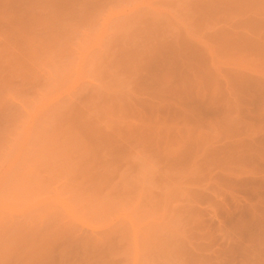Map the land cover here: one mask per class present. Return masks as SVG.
<instances>
[{"label": "rangeland", "instance_id": "1", "mask_svg": "<svg viewBox=\"0 0 264 264\" xmlns=\"http://www.w3.org/2000/svg\"><path fill=\"white\" fill-rule=\"evenodd\" d=\"M0 264H264V0H0Z\"/></svg>", "mask_w": 264, "mask_h": 264}]
</instances>
